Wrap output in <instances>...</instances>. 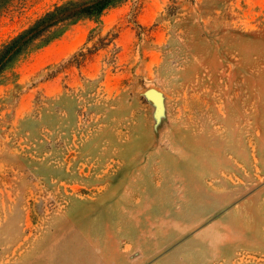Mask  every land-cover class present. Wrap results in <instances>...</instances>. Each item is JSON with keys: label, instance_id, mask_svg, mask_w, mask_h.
Instances as JSON below:
<instances>
[{"label": "rangeland", "instance_id": "obj_1", "mask_svg": "<svg viewBox=\"0 0 264 264\" xmlns=\"http://www.w3.org/2000/svg\"><path fill=\"white\" fill-rule=\"evenodd\" d=\"M0 264H264V0H121L3 73Z\"/></svg>", "mask_w": 264, "mask_h": 264}, {"label": "trees", "instance_id": "obj_2", "mask_svg": "<svg viewBox=\"0 0 264 264\" xmlns=\"http://www.w3.org/2000/svg\"><path fill=\"white\" fill-rule=\"evenodd\" d=\"M9 0H0V11ZM121 0H63L54 4L26 28L0 43V78L27 53L59 38L67 28L82 20L96 19Z\"/></svg>", "mask_w": 264, "mask_h": 264}, {"label": "water", "instance_id": "obj_3", "mask_svg": "<svg viewBox=\"0 0 264 264\" xmlns=\"http://www.w3.org/2000/svg\"><path fill=\"white\" fill-rule=\"evenodd\" d=\"M147 94L151 97H156V98L159 97V92L155 89H152V88L147 90Z\"/></svg>", "mask_w": 264, "mask_h": 264}]
</instances>
